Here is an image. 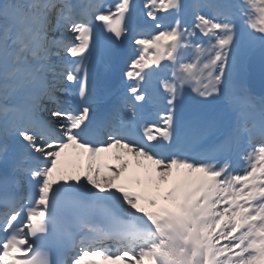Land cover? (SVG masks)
<instances>
[{
	"label": "snow or ice",
	"instance_id": "6c2138e0",
	"mask_svg": "<svg viewBox=\"0 0 264 264\" xmlns=\"http://www.w3.org/2000/svg\"><path fill=\"white\" fill-rule=\"evenodd\" d=\"M93 257L264 264V0H0V264Z\"/></svg>",
	"mask_w": 264,
	"mask_h": 264
},
{
	"label": "bare ground",
	"instance_id": "6f19581e",
	"mask_svg": "<svg viewBox=\"0 0 264 264\" xmlns=\"http://www.w3.org/2000/svg\"><path fill=\"white\" fill-rule=\"evenodd\" d=\"M126 66H127L126 63H124V65L118 67L119 72L116 75H114L117 81L122 75V70L126 68ZM122 153H123L122 151L121 153H118L112 149L111 151L102 154L99 160V163L104 168H108V167L120 168L123 164L126 163L128 164V169L127 171L122 173V178H126L132 184H135L137 181H140L142 183H147L148 177L144 175V170L146 167L151 168L154 166H152L149 161H145L143 159L139 161V163L143 165H139V166H137V164L134 161L130 160L132 158L130 159L124 158L123 160H118L116 157L119 155H123ZM74 155L75 157H78V162H74V159H75ZM67 156L70 158L69 162H67V164L61 167L65 168L68 171H76V167H77V171L83 169L84 164L86 163V156L79 155L78 150H73V149H69L67 151ZM142 166L144 168H142ZM105 174H108V173H105Z\"/></svg>",
	"mask_w": 264,
	"mask_h": 264
},
{
	"label": "rangeland",
	"instance_id": "374dc122",
	"mask_svg": "<svg viewBox=\"0 0 264 264\" xmlns=\"http://www.w3.org/2000/svg\"><path fill=\"white\" fill-rule=\"evenodd\" d=\"M74 157H75V155H74ZM69 159L70 158L67 156V154H62V157H61V166H64L65 164H67V162H69ZM74 162H78V157H75ZM138 164L139 165H143L141 163H138ZM139 165H137V166H139ZM142 168H144V167L142 166ZM76 171H77V167H76Z\"/></svg>",
	"mask_w": 264,
	"mask_h": 264
},
{
	"label": "water",
	"instance_id": "95a60500",
	"mask_svg": "<svg viewBox=\"0 0 264 264\" xmlns=\"http://www.w3.org/2000/svg\"><path fill=\"white\" fill-rule=\"evenodd\" d=\"M256 82H257V83H260V80H259V77H258V76H257V78H256ZM252 87H254V83H253Z\"/></svg>",
	"mask_w": 264,
	"mask_h": 264
}]
</instances>
